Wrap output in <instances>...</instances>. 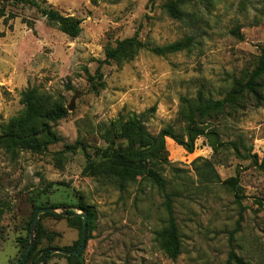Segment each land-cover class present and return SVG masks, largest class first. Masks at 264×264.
I'll return each mask as SVG.
<instances>
[{
  "label": "rangeland",
  "instance_id": "obj_1",
  "mask_svg": "<svg viewBox=\"0 0 264 264\" xmlns=\"http://www.w3.org/2000/svg\"><path fill=\"white\" fill-rule=\"evenodd\" d=\"M37 1L80 18L81 31L70 36L30 4L7 2L17 16L8 23L0 19V133L19 115L20 92L28 87L68 109L52 122L59 139L46 151L11 155L0 146V264L20 258V241L37 206L66 205L80 212L81 203L94 211L82 256L72 263L55 252L46 264H225L231 248L251 264H264V101L243 98L237 111L210 123L226 143L218 148L213 135L199 136L193 152L166 139L162 171L176 194L182 240L177 259L159 239L167 218L162 192L144 179L118 189L90 174L85 153L97 158L94 152L106 146L105 124L120 115L143 113L153 134L167 123L179 129L182 96L195 98L202 90L222 97L246 81L264 46V0L183 1L182 19L170 15L167 0ZM133 35L148 46L189 36L192 44L165 55L143 48L129 61H103L108 44ZM202 158L212 160L218 178L206 181L199 174ZM232 176L238 177L237 190L223 182ZM50 213L39 216L38 248L73 246L77 221Z\"/></svg>",
  "mask_w": 264,
  "mask_h": 264
},
{
  "label": "trees",
  "instance_id": "obj_2",
  "mask_svg": "<svg viewBox=\"0 0 264 264\" xmlns=\"http://www.w3.org/2000/svg\"><path fill=\"white\" fill-rule=\"evenodd\" d=\"M183 1L188 0L166 1L165 7L174 18L182 19L184 17L185 12L179 3ZM7 2L36 6L40 14L46 17L49 24L56 25L60 30L70 36L76 37L81 31L82 20L80 18L64 15L52 5L48 4L44 6L37 0H0V19L5 23H8L10 19L17 16L15 12L9 9ZM191 44L192 38L189 36L186 40L179 39L170 44L148 46L137 35H133L117 40L115 45L108 44L105 49L106 56L103 61H129L134 59L143 48H147L158 55H165L170 52L180 51L189 47ZM97 73H101L100 68H98ZM263 77L264 46L261 47L257 63L247 80L229 89L224 96L217 98L211 95L206 96L202 90L198 91L195 98L182 96L180 98L181 109L179 116L181 125L179 129H176L174 124L167 123L157 134H153L146 127L143 113L131 114L126 118L120 115L105 124L103 139L106 146L94 152L97 158H92V155L82 146L88 156L90 174L103 181H109L115 184L120 190H125L130 183L138 179H144L162 192L167 218L165 226L159 231V239L162 248L170 258L177 259L182 252V240L173 209V201L176 194L169 190L168 181L162 171L164 169V163L168 161L167 137L172 138L188 152L195 150L196 139L201 135H213L215 137L213 143L215 148L225 145L226 143L219 139L215 126L210 123L220 117L224 118L226 115L232 113L231 111H237L241 107L243 98L254 99L257 105H261L264 101V94L262 92L264 85ZM20 97L23 108L18 116L12 117L2 125L0 146L11 155L17 154L22 149L42 153L48 149L50 144L58 141L59 138L53 129L52 122L66 116L68 109L59 101H52L48 94L40 91L36 86L22 90ZM229 144L236 151H239L237 141H229ZM70 147L76 148V145ZM56 159L59 162L63 161V158ZM202 159L204 163L198 166L201 171L199 174L203 175L206 181H210L214 177L218 178L214 171L212 160ZM261 165L264 166V159ZM223 182L230 184L237 190V176L229 177ZM237 195L239 194L237 193ZM260 203L264 205V198ZM50 206L59 205L53 204ZM39 207L44 206H37V208ZM78 207L88 214V239L94 227V211L89 204L81 203ZM35 212L36 210L34 214ZM68 212L72 216V219L78 223L79 238L73 246L64 248L67 250H77L81 244L83 217L80 214H73L74 210L69 209ZM45 214L53 213H43L40 218ZM32 220L33 218L29 222V233L27 237L21 238L20 241L23 246V252L20 258L24 255L30 242ZM41 232L42 226L40 221H38L33 247L21 264H28L30 261L31 264H40L47 255H49V258L52 257L50 250L55 248L54 246L38 248ZM82 253L78 255L64 254L63 256L72 263H76L75 261L82 256ZM225 264H251V262L238 255L236 250L231 248Z\"/></svg>",
  "mask_w": 264,
  "mask_h": 264
},
{
  "label": "water",
  "instance_id": "obj_3",
  "mask_svg": "<svg viewBox=\"0 0 264 264\" xmlns=\"http://www.w3.org/2000/svg\"><path fill=\"white\" fill-rule=\"evenodd\" d=\"M74 106V100L70 102L68 105V108L71 109ZM69 208L67 206H44L39 207L36 209L35 215L33 217L32 223H31V234H30V242L29 245L24 253V255L15 262V264H21L29 254L30 250L33 247L34 239H35V233H36V226L39 219L40 214L45 212H57L60 211L63 215H68ZM73 214H80L83 217V230H82V238H81V244L77 250H67L65 248L61 247H55L50 250V254H53L55 252L63 253L65 255H71V254H80L83 252L86 246L87 237H88V214L84 210L81 209L80 212L74 211ZM49 258V255H47L41 264H46L47 260Z\"/></svg>",
  "mask_w": 264,
  "mask_h": 264
},
{
  "label": "crops",
  "instance_id": "obj_4",
  "mask_svg": "<svg viewBox=\"0 0 264 264\" xmlns=\"http://www.w3.org/2000/svg\"><path fill=\"white\" fill-rule=\"evenodd\" d=\"M168 139H172V138H170V137H167Z\"/></svg>",
  "mask_w": 264,
  "mask_h": 264
}]
</instances>
